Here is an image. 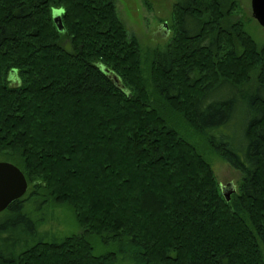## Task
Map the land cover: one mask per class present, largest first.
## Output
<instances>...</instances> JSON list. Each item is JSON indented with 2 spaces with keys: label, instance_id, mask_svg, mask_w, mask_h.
<instances>
[{
  "label": "trees",
  "instance_id": "1",
  "mask_svg": "<svg viewBox=\"0 0 264 264\" xmlns=\"http://www.w3.org/2000/svg\"><path fill=\"white\" fill-rule=\"evenodd\" d=\"M235 2L176 0L171 43L144 51L113 0H0V161L28 185L0 264H264V44ZM193 137L241 174L229 200ZM53 206L80 231L45 238Z\"/></svg>",
  "mask_w": 264,
  "mask_h": 264
},
{
  "label": "rangeland",
  "instance_id": "2",
  "mask_svg": "<svg viewBox=\"0 0 264 264\" xmlns=\"http://www.w3.org/2000/svg\"><path fill=\"white\" fill-rule=\"evenodd\" d=\"M175 1L176 0H113L117 15L126 28V31L137 39L144 51L164 49L171 43L175 31V17L173 13ZM250 1L251 0H236V6L228 14V19L226 18V20L227 23L235 22L237 33H239V31L242 33L244 32L257 46H261L264 44V27L260 26L252 17ZM250 77V81L242 86V89L250 90L254 88L256 85V73L252 72ZM9 79H11L12 84L18 82L16 74H10ZM244 109L245 105L237 108L233 123L231 122L229 124L231 125V131L227 132L234 143L238 145L242 143V127L246 122ZM239 115L241 118L238 120ZM190 141L196 145L199 153L211 166L219 186L231 184L235 187V190H238L241 181V174L239 171L233 169L227 162L213 153L204 139L193 137L190 138ZM6 212V209L0 212L1 226L8 224L10 220ZM49 212L53 213V216H55L54 218L57 220V223L50 221V224L55 223L54 225H58L54 228H48V236H45V238L51 239V237H58L50 236L52 234L65 235L80 231L72 213L68 209L53 206L50 208ZM12 231L17 234V231ZM12 231L10 233L14 234ZM92 242L95 254L114 251L117 248L115 245L105 244L103 240L98 237H94ZM3 247L8 249V245ZM120 254L121 253L118 255V264H125L124 261H121L123 258L121 259L122 254L121 256Z\"/></svg>",
  "mask_w": 264,
  "mask_h": 264
},
{
  "label": "water",
  "instance_id": "3",
  "mask_svg": "<svg viewBox=\"0 0 264 264\" xmlns=\"http://www.w3.org/2000/svg\"><path fill=\"white\" fill-rule=\"evenodd\" d=\"M252 17L264 27V0L250 1ZM53 20L58 30H62L60 10H53ZM165 25V23H164ZM28 188L23 172L9 161H0V212L5 210L13 201L22 197ZM221 193L226 200L235 192L231 184L220 186Z\"/></svg>",
  "mask_w": 264,
  "mask_h": 264
}]
</instances>
